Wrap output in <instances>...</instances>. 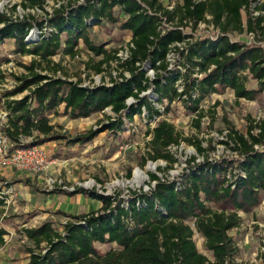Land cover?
Listing matches in <instances>:
<instances>
[{
	"label": "trees",
	"instance_id": "1",
	"mask_svg": "<svg viewBox=\"0 0 264 264\" xmlns=\"http://www.w3.org/2000/svg\"><path fill=\"white\" fill-rule=\"evenodd\" d=\"M21 1L24 9L44 10L46 3V0ZM53 1L60 5L46 20V29V22L34 23L32 15L13 19L0 14V47L11 41L13 54L34 58L24 66L27 74L16 78L18 85L3 95L7 113L3 132L13 149L53 141H64L69 146L85 145L102 132L122 129L123 116L129 122H134L137 116L154 121L162 115L157 103L166 105L168 110L169 104L181 101L186 111L195 116V126L200 127L204 117L202 103L212 95L230 90L237 101H253L264 92V48L230 38L231 34L255 33L264 41V14L254 17L251 9L258 0H182L172 10L163 0ZM254 12L264 13V2L257 4ZM164 19L176 22V26L163 32ZM188 22L194 27L212 24L220 35L192 39L179 29ZM106 23L118 25L120 31L130 34L134 49L130 59L122 64L130 77L112 86L98 87L56 77L61 68L54 63V57L74 58L81 43L103 58L93 67L96 73L103 72L102 66L114 56L106 45L93 42L91 30ZM34 27L41 34L37 32L32 38ZM172 52L173 67L168 60ZM2 62L0 58V66ZM43 64L54 75L39 73L37 69ZM145 65L154 70V79L147 77L142 69ZM249 79L257 82L258 89L247 88ZM149 89L157 103L141 98ZM25 91L28 94L23 98L12 99ZM130 98L136 102L128 105ZM107 109L118 119L84 136L62 135L51 120L61 114L86 119ZM255 129L259 134L252 133ZM231 132L233 149L240 155L237 162L206 159L196 163L193 158L181 180L162 181L151 174V182L156 183L151 191L135 192L127 202L82 188L73 192L53 190L51 193L86 195L100 201L102 207L98 212L82 215L57 212L67 218L61 231L52 220L24 229L23 235L32 243L24 264H237L234 259L239 250L229 232L241 225L239 214L253 212L264 197V121L250 127L247 134L234 129ZM147 135L152 137L154 161L174 160L168 148L179 145L182 138L173 124L161 120L155 128L148 127ZM25 138L33 140L22 143ZM183 141L196 144L198 152L205 155L200 143L188 138ZM3 183L5 188L12 185L5 180ZM2 192L0 189V210L7 200ZM195 230L206 240L213 261L199 252L193 239ZM7 235L8 231L0 227V248L5 245ZM99 245L110 249L103 252Z\"/></svg>",
	"mask_w": 264,
	"mask_h": 264
},
{
	"label": "rangeland",
	"instance_id": "2",
	"mask_svg": "<svg viewBox=\"0 0 264 264\" xmlns=\"http://www.w3.org/2000/svg\"><path fill=\"white\" fill-rule=\"evenodd\" d=\"M79 1L86 2L87 0ZM21 2V0H0V14H6L13 19H23L28 15H32L35 18L34 23H41L46 22L53 14L54 9L59 7V3L56 4L53 0H46L44 10L39 8L24 9L20 5ZM261 2H264V0H258L257 4ZM163 3L168 9L172 10L176 4L182 3V0H163ZM257 4L252 3L251 6L254 17H257L254 14V8ZM209 19L211 18L209 17ZM47 24L48 22L44 25V29L48 28ZM175 26L176 22L168 23L164 19L162 30L166 32ZM0 27H2L1 24ZM34 29L36 31L32 33V38L36 37L37 32L41 34L39 28L34 27ZM179 29L192 39L219 33V30L212 25H197V27H194L192 22H188L186 26H181ZM249 37V33L230 35L232 41L243 44L248 43ZM91 38L95 44L106 45V50H109L111 55L114 56L113 59L102 66L103 72L98 74L93 69L103 58L95 56L81 43L74 58L61 55L54 57V63L59 64L61 68L56 77L67 78L72 82L81 81L82 86L88 87L112 86V84L129 78L130 72L122 66L126 63V60H119L118 54L120 50L128 48L131 40L130 34L120 31L118 25L106 23L94 27L91 30ZM255 42L257 46H263L259 43L264 44V41L257 34L255 35ZM12 48L13 43L11 41L0 47V58L3 59L0 66V132L3 131L6 122L3 118V114L6 113V99L3 95L18 85L16 78L26 75L27 70L24 66L29 65L34 60L32 56L13 54ZM170 62L171 67H173L175 64L174 56L170 58ZM142 69L146 71L147 77L155 78V72L149 66L145 65ZM37 71L44 75H54L46 64H43ZM247 88L258 89L257 82L249 79ZM27 94L28 91H25L12 99L18 100ZM143 97L156 102L153 91L150 89L141 94V98ZM134 102H136L135 99L130 98L127 104L131 105ZM165 106L156 104L157 110L162 112V115L154 121L137 116L134 122H129L123 116L124 127L122 129L102 132L92 142L85 145L69 146L64 141H53L40 145L49 152L51 159L54 161L49 171L50 176L63 180L70 189L80 190L82 188L90 193L96 192L101 195L124 199L127 202L132 199L135 192L139 194L151 191L156 184L151 182V174L157 175L162 181L181 180L193 158L196 159V163H203L206 159L210 161L227 159L237 162L240 155L233 149L235 141L230 138L231 131L234 129L237 133L247 134L250 127L255 128L264 121V92L259 94L258 98L253 101L245 99L237 101L234 93L230 90L212 95L202 103L201 108L204 117L200 121V127L195 126L193 121L195 116L186 111L181 101L169 104L168 110L165 109ZM60 111H62V107ZM116 119L118 117L112 110L107 109L103 113L95 114L86 119H72L68 115L61 114L52 116L51 120L60 134L73 138L79 135L84 136L90 130L100 129L102 125ZM161 120L173 124L182 138L179 145L174 144L168 148L167 152L172 156L173 161L167 159L154 161L151 158V155L155 153L151 146L152 137L147 135V129L149 126L155 128ZM252 133L257 135L259 130L255 129ZM185 138L200 143L205 150V155L198 152L196 144L193 145L188 141H183ZM32 140L33 138L23 139L26 142ZM1 178L0 182H3ZM42 179L44 181V177ZM15 185L16 182L11 186ZM41 188L47 189L45 182ZM64 191L73 192V190ZM16 193L18 191L14 190L12 194L13 200L16 202L14 203L11 200L10 209L3 210V213L6 212V216H2L3 213L0 216V223H5L14 233L6 238L5 245L0 248V264H24L27 262L29 257L27 250L32 248V243L23 235L24 229L36 228L43 222L52 220L61 231L62 223L67 221V218L63 215L56 214L58 211L53 212L54 218H44L37 209L15 211V208L12 209L15 204L20 206V210L27 205L25 201H21V196L15 195ZM45 198L52 203H62V201L57 200H62L63 196L52 194L45 195ZM71 205L76 206L79 210L78 215L98 212L101 209L98 206H102L86 195L84 197H74ZM239 216L242 218L241 225L229 232L239 250L234 262L237 264H263L264 233L261 225L264 223V197L261 205L253 212L249 214L240 213ZM1 217L3 218L1 219ZM193 239L199 252L213 261L212 252L206 248V240L196 230ZM98 247L103 252L110 249V246L107 245H99Z\"/></svg>",
	"mask_w": 264,
	"mask_h": 264
},
{
	"label": "built area",
	"instance_id": "3",
	"mask_svg": "<svg viewBox=\"0 0 264 264\" xmlns=\"http://www.w3.org/2000/svg\"><path fill=\"white\" fill-rule=\"evenodd\" d=\"M254 14L256 16H260V15H263L264 13L254 12ZM199 25H207V23H200ZM208 25H212V24H208ZM34 31L36 30H33L31 33H33ZM249 34H250L249 41L246 45L257 46L255 45L257 44L255 42L256 34L255 33H249ZM218 35H220V30L218 34H215V35L209 34L208 37L216 38ZM259 45H263L261 47L264 48V44L259 43ZM177 46L179 47L182 45L178 44ZM132 49H134V44L130 40L128 44V48L126 50L119 51V54H118L119 60L120 59L126 60V61L129 60L131 57ZM172 56H174L175 58L174 52L169 54L168 56L169 61ZM3 118L6 121L3 126L5 128L7 126L6 125L7 124V113L3 114ZM25 142L26 141L22 140V143H25ZM13 148H14V145L10 142L6 134L3 131H1L0 132V168L1 169H13L17 172L31 173V174L39 175V176L42 175L44 177V182H45V185L48 191H53L56 189L75 191L74 188L72 189L68 188L65 182H63V180L50 176L49 171L51 170V167L54 161L51 159V155L45 148H43L42 146H34L30 148L24 147V148H17V149H13ZM256 148L258 149L259 147L256 146ZM1 194L3 196H7L6 205L9 206V204L11 203V200H13L11 198H8V196L13 194L12 189L10 187L5 188ZM261 227L263 228V233H264V223L261 225ZM262 254L264 255V246L262 248Z\"/></svg>",
	"mask_w": 264,
	"mask_h": 264
},
{
	"label": "crops",
	"instance_id": "4",
	"mask_svg": "<svg viewBox=\"0 0 264 264\" xmlns=\"http://www.w3.org/2000/svg\"><path fill=\"white\" fill-rule=\"evenodd\" d=\"M243 15H244V19L246 13L243 11ZM0 176H3L1 179L5 180L6 183H15V186H10V188L14 191H18V193H16L15 195L21 196V201H25L27 203V205L22 208V210H20V206H17L16 204L14 206H12V209L15 208V211H29V209L32 211V209H37L39 212H41L42 216L45 217H53L54 218V213L53 212H63V213H67V214H71V215H78L79 214V210L76 208V206H72V201L74 199V197L79 196V197H84V195H75V196H70L67 195L65 193H51L49 192L47 189L41 188V186L44 184V181L42 179V175H34L31 173H22V172H17L13 169H1L0 168ZM26 181H29V184H26ZM4 185L3 182H0V189H4ZM3 186V187H2ZM52 194H57L59 196H63V199L60 200L58 199L57 201H62V203H52L50 201H48L45 198V195H52ZM8 198L13 199V196L10 195L8 196ZM72 200V201H71ZM97 201V200H94ZM14 202V200H13ZM16 202V201H15ZM14 202V203H15ZM98 205H102V203L100 201H97ZM51 206V207H50ZM11 207V203L9 204V206L7 207L4 206L1 210H0V216L3 213L4 209H10ZM98 207H102V206H98ZM97 210V209H95ZM9 211V210H8ZM13 215V214H10ZM2 216H6V212H4L2 214ZM3 217H1L2 219ZM19 220V219H17ZM24 221V220H23ZM20 223V222H18ZM22 223V222H21ZM0 227L5 228L8 231V235L6 236V238L9 235H13L14 233L11 232V229L5 225V223H0ZM5 238V240H6Z\"/></svg>",
	"mask_w": 264,
	"mask_h": 264
}]
</instances>
